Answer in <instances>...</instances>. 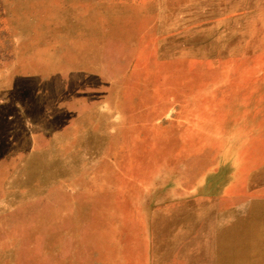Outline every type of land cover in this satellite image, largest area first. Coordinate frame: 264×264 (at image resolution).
Here are the masks:
<instances>
[{
    "label": "rangeland",
    "instance_id": "rangeland-1",
    "mask_svg": "<svg viewBox=\"0 0 264 264\" xmlns=\"http://www.w3.org/2000/svg\"><path fill=\"white\" fill-rule=\"evenodd\" d=\"M104 1L112 86L56 158L0 160V264H264V143L215 127L250 99L264 0Z\"/></svg>",
    "mask_w": 264,
    "mask_h": 264
},
{
    "label": "crops",
    "instance_id": "crops-1",
    "mask_svg": "<svg viewBox=\"0 0 264 264\" xmlns=\"http://www.w3.org/2000/svg\"><path fill=\"white\" fill-rule=\"evenodd\" d=\"M250 52V87L243 93L250 99L236 106L229 133L230 125L215 127L218 136L233 132L247 138L239 142L257 145L264 143V46ZM113 56L104 0H0V120L27 129L4 135L0 160L56 158L48 154L65 139L61 129L109 92Z\"/></svg>",
    "mask_w": 264,
    "mask_h": 264
}]
</instances>
